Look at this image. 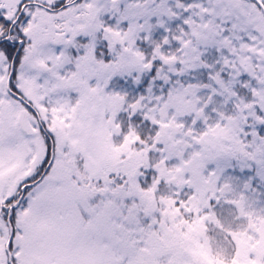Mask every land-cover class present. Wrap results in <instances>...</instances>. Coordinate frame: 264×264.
I'll return each instance as SVG.
<instances>
[{
	"label": "snow or ice",
	"instance_id": "obj_1",
	"mask_svg": "<svg viewBox=\"0 0 264 264\" xmlns=\"http://www.w3.org/2000/svg\"><path fill=\"white\" fill-rule=\"evenodd\" d=\"M0 264H264V0H0Z\"/></svg>",
	"mask_w": 264,
	"mask_h": 264
}]
</instances>
